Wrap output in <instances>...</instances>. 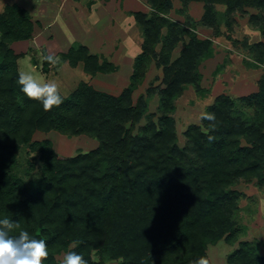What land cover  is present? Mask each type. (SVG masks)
Returning a JSON list of instances; mask_svg holds the SVG:
<instances>
[{"label": "trees", "instance_id": "obj_1", "mask_svg": "<svg viewBox=\"0 0 264 264\" xmlns=\"http://www.w3.org/2000/svg\"><path fill=\"white\" fill-rule=\"evenodd\" d=\"M146 1L147 13H133L142 39L129 84L114 96L80 81L69 94L60 93L63 103L47 111L21 91L17 59L22 54L9 47L32 37L29 13L16 4H6L0 12V218L16 221L13 234L24 229L47 241L49 255L43 264H60L56 255L69 249L82 251L90 264L106 259L119 264H193L199 257L211 264L207 246L219 240L233 244L243 229L234 218L240 194L232 186L240 179L264 186V72L256 91L248 95H217L205 110L216 120H203V128L189 125L182 146L171 118L184 88L199 90V65L213 56L212 38H199L196 26L216 34L219 19L213 5L223 4L225 27L231 32L235 13L252 7L259 12L264 37V0H179L183 7L204 3L200 20L187 16L183 24L166 16L173 0ZM245 48L254 62H264L263 42H245ZM66 58L72 66L81 62L89 74L116 68L80 44L70 48ZM150 60L161 69L163 88L149 87L146 97L133 101ZM48 65L43 63V72ZM153 94L161 104L156 120L147 113V97ZM142 118L146 124L138 125ZM50 130L83 134L96 139L98 146L72 157L58 156L49 143L32 140L36 131ZM25 144L45 156L43 176L32 195L21 179L8 173L16 150ZM227 264H264V255L241 242L227 256Z\"/></svg>", "mask_w": 264, "mask_h": 264}, {"label": "rangeland", "instance_id": "obj_2", "mask_svg": "<svg viewBox=\"0 0 264 264\" xmlns=\"http://www.w3.org/2000/svg\"><path fill=\"white\" fill-rule=\"evenodd\" d=\"M7 1L8 3L14 2L19 4L17 0H0V9ZM117 1L118 0H116V2ZM101 3L104 4L102 1ZM144 3L147 10H149V5L146 0H144ZM191 3L199 5H189L188 3V5L183 7L179 0H173L172 9L166 14V16L169 19L179 21L180 24L185 23L187 16H189L194 22L199 21L195 19L200 18V15L203 14L204 3L190 2V4ZM21 4L25 7H30V3H27L26 1L24 2V0H21ZM213 7L217 13L216 17L219 19L217 31L215 30L218 35L216 36L211 28L199 25L195 28V33L199 38H212L213 56L203 60L199 65V72L201 75L199 90L190 85L186 86L182 94L175 100L174 108L171 113V118H173L175 123L177 143L180 146L185 142L184 132L189 125L194 124L203 128V120L200 119L201 114L205 112L207 106L213 102L217 95L226 94L235 98L251 93L257 89L256 81L264 72V62L262 64L254 62L253 58L247 56V50L245 48V42L251 43L261 41L264 43V37L261 35L259 26L261 20L256 17L259 13L258 10L252 7H245L243 8V12H236L233 17L234 24L232 31L230 32L227 30L224 23V20L227 17L226 7L223 4H214ZM180 9L185 10L180 13ZM36 31H38L37 28ZM162 31L164 33L165 29H162ZM37 33L38 32H35V35ZM227 35L234 40H237L238 43L235 45L232 44L233 39H227ZM65 36L66 39H63L57 35L58 41L55 43L59 44L60 47H63L68 40L74 41L72 35L70 37L65 34ZM187 39L188 36L185 35V42ZM10 45L11 43L9 44V47ZM25 47L26 44H24L23 47L17 48V50H15L17 52L16 54L24 55L26 52ZM159 47L160 45L158 44L156 49ZM180 47H182L181 42L178 43V46L174 49V55L177 54ZM30 48H33V46L31 45ZM39 56L40 54L37 51H34V57L37 59ZM255 64L257 66H254ZM64 65L65 64H61L57 69L59 77L53 73H50L49 76V82H55L63 95L68 92L65 87L67 86L70 88L73 84V79L71 78L77 75L75 72L72 76L67 74L64 71L66 69ZM18 66V72L31 71L33 75L38 77L42 82H48V79L33 67L28 55L18 60ZM47 69L49 70V68ZM161 81V69L155 66L154 60H150L147 64L143 81L135 89L136 91L132 95L133 101H135L140 95L146 97V90L149 87H155L157 90L163 88ZM118 82L120 88L127 84V82L124 83L122 80H118ZM155 94H153L154 96L147 97V113L153 114V120L158 118V109L161 106L159 96ZM145 124L146 118H142L138 125ZM32 140L42 142L43 144L49 143L54 154L63 157H72L78 153L88 152L98 146V141L96 139H92L86 135H67L57 130H50L48 132L36 131L32 136ZM44 159L45 156L41 150L31 151L29 145L26 144L20 145L15 152L14 163L8 168V173L12 179H21L23 181L28 195L33 194L38 181L43 176L42 170ZM232 189L238 191L240 194L237 200L238 209L234 212V218L239 221V225L241 227L243 226V229L236 235L237 237L233 244L219 240L215 244H209L207 246L206 252L211 264H227V256L237 249L241 242L250 243L258 250L259 254L264 255V186L258 187L255 181L246 182L240 179L232 186ZM63 257L64 253L56 255V259L60 264L63 263ZM92 258L94 261H98L100 257L94 253ZM119 263L120 260L108 259L104 262V264Z\"/></svg>", "mask_w": 264, "mask_h": 264}, {"label": "crops", "instance_id": "obj_3", "mask_svg": "<svg viewBox=\"0 0 264 264\" xmlns=\"http://www.w3.org/2000/svg\"><path fill=\"white\" fill-rule=\"evenodd\" d=\"M25 1L30 3V7L23 6L21 0H17L19 4L8 3V1L3 4V7L6 4H16L18 7L27 10L33 22L32 37L27 40L14 41L10 45L14 52L17 53L15 50L26 44V52L19 59L28 55L33 67L43 74L48 79V82L50 73L58 76L57 69L61 64H65L66 69L64 71L67 74L70 76L74 72L77 74L71 78L73 79L72 86L70 88L65 87L68 91L67 94L74 90L80 81L86 83L89 81V84L96 90L114 96L119 95L129 84L134 61L141 54L140 43L142 39V32L133 13L138 11L147 13L149 11L145 6L144 0H118L117 2L116 0ZM31 5L35 6L34 9ZM189 5L196 6L199 4L189 3ZM200 18L194 19L200 20ZM171 20L176 21L174 19ZM36 28L38 31H36ZM35 32L38 33L35 35ZM65 34L70 37L72 35L74 41L68 40L66 45L60 47L59 44L55 43L58 41L57 35L66 39ZM76 44L83 45L88 49L89 53L98 55L100 61L106 60L116 67L115 70L107 73L97 72L89 74L83 70L81 62H78L75 66L70 65L66 54ZM31 45L33 48H30ZM34 51L40 54L37 59L34 57ZM45 55L55 56L58 59V63L55 65L49 63V70L43 72L42 66L45 62L43 57ZM176 55L173 54L174 57ZM118 80H122L124 83L127 82V84L120 88ZM59 91L62 93L60 89ZM135 91H133L132 95ZM248 94L250 93L245 95Z\"/></svg>", "mask_w": 264, "mask_h": 264}, {"label": "clouds", "instance_id": "obj_4", "mask_svg": "<svg viewBox=\"0 0 264 264\" xmlns=\"http://www.w3.org/2000/svg\"><path fill=\"white\" fill-rule=\"evenodd\" d=\"M45 61L57 64L58 59L53 55H45ZM18 84L21 91L29 98L39 101L47 111L53 106L63 103L58 85L55 82H42L31 71L19 72ZM200 119L214 122V113L203 112ZM212 139L211 136L208 137ZM18 228L16 221L8 217L0 218V264H43L49 255L47 241L30 234L28 230ZM63 264H90L88 257L82 251L69 249L64 253ZM193 264H208V260L199 257Z\"/></svg>", "mask_w": 264, "mask_h": 264}]
</instances>
